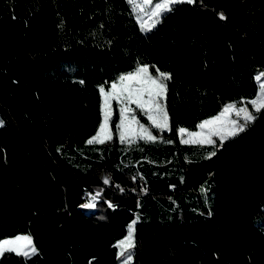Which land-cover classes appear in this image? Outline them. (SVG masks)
<instances>
[{
  "label": "trees",
  "instance_id": "obj_1",
  "mask_svg": "<svg viewBox=\"0 0 264 264\" xmlns=\"http://www.w3.org/2000/svg\"><path fill=\"white\" fill-rule=\"evenodd\" d=\"M171 9L142 32L138 11L107 0H0V239L28 233L37 249L0 264H145L147 240L166 249L165 262L186 248L198 264H264V108L213 144L184 143L177 131L257 95L264 0ZM142 66L170 74L168 129L139 113L154 141L121 142L112 120L102 144L78 141L76 130L53 142L55 129L16 115L44 111L30 103L35 81L97 88ZM134 220L132 247L120 246Z\"/></svg>",
  "mask_w": 264,
  "mask_h": 264
},
{
  "label": "rangeland",
  "instance_id": "obj_2",
  "mask_svg": "<svg viewBox=\"0 0 264 264\" xmlns=\"http://www.w3.org/2000/svg\"><path fill=\"white\" fill-rule=\"evenodd\" d=\"M107 1L114 8L121 11H138L137 17H142L143 23L145 24H149L152 22V19H156V17H152L150 19L149 14L157 3L164 2V0H150V3H144V0H136L137 3L144 4V7L140 10H134L133 6L128 3V0ZM138 20L141 24L142 21L140 19ZM141 31L146 32L142 29ZM139 68L141 67L134 68L124 75H127L129 73L135 74ZM261 74H264V71L257 70L255 73V79L257 76H260V79H256L258 84V92L253 99L258 98L261 91L260 85L264 84V75ZM148 77H151L152 79L163 80V82L165 83V79L160 77V73L152 74L148 71V69L147 74H142L137 80L124 81L123 83H121L120 79L118 78L110 82V84L108 85H100L97 88L89 85L73 83L71 81H35L34 86L30 92V103L33 107L44 108V111L32 112L25 107L17 111L16 115L21 121V123L30 129L43 132L48 131L50 129H55L57 132L51 136L53 142L62 141L64 138L69 136L73 130L80 132L82 131L77 140L89 141L92 137L97 135L98 129L101 125L103 118L102 109L104 98L101 95L99 89L100 87H103L105 93H112L114 91L112 89V84L115 83L117 86L115 91L122 92V95L120 96V100L113 98L110 101L109 111L111 114V118L109 120L108 127L111 133L112 120H114V124L117 126L118 124H120L122 119L121 109H130V111L125 114L127 116V120L125 121V127L123 130L126 133L127 139L123 142L126 144H131L135 138L140 139L143 135L141 131V126L147 129V124L145 122H141V117L139 116V113H141V115L146 116V118L148 119V115L146 113L147 110L152 107V105L146 103L144 109H141L137 106L136 103H128V101L125 100L124 97L128 95L129 91H131L133 100H135L139 96L142 101H148L149 90L153 87L149 83L147 79ZM136 89H141L142 91L140 93H137ZM251 100L242 102H228L216 114L201 119L196 124L195 128H180L187 129L188 132L191 133H200L201 137H205L208 136L210 131L216 130H218L221 134H227V132L233 130L235 127V125L232 124L233 121L236 122V125L243 124L245 127L249 121H244L243 114L237 116L236 110L241 107H245L247 108L248 112L253 115L252 109H254V107L249 103V101ZM120 101H123V103H121ZM161 103L163 105L162 98ZM228 105H235L236 110H231L221 116V114L224 112L225 107ZM152 114L154 116L156 115L154 110ZM217 116H221V119L216 124L207 126L203 130L198 127V125L202 121H206ZM133 117H135V121H133ZM0 121H3L1 117ZM148 122L152 124L149 119ZM117 134L118 139L120 140L118 129ZM151 134L154 136L153 133ZM179 137L182 141L188 139L187 134H184L183 136L179 134ZM211 139L214 141L220 139V136L212 135ZM257 223L263 224L264 227V217L259 219ZM135 229L139 230L140 227L136 226ZM18 236L30 235L28 233H18L13 236L4 237L0 240H12ZM25 243L26 241H20L16 245H14V247L23 248ZM168 254L169 253L166 251V249L158 246L151 240H147L146 250L142 258L145 264H180L182 259H184V261H187L189 259V264H198L197 258L193 256L186 248L179 249L176 258L172 262L164 261L165 258L168 257ZM205 264H208V260L207 262H205Z\"/></svg>",
  "mask_w": 264,
  "mask_h": 264
},
{
  "label": "snow or ice",
  "instance_id": "obj_3",
  "mask_svg": "<svg viewBox=\"0 0 264 264\" xmlns=\"http://www.w3.org/2000/svg\"><path fill=\"white\" fill-rule=\"evenodd\" d=\"M194 2H195V0H164L163 3H157L149 14L150 19L152 17H156V19H152L151 23H149V24L143 23V18L138 16V19H140L142 21L141 22V29L146 31V30L154 27L155 24L159 22V16L162 12H167V11L172 10L171 5H175V4H179V3L192 4ZM128 3L133 6L134 10H140L144 7V4L137 3L136 0H128ZM144 3H150V0H144ZM221 18H224L223 14H221ZM142 74H144V75L147 74V66H143V67L139 68L135 74L129 73L127 75H122L119 79H120L121 83H123L124 81L137 80ZM261 75H264V74H261ZM160 77H162L163 79H170V74L160 73ZM147 79H148L149 83L153 86L149 90V93H148L149 100L148 101H142V99H140L139 96L135 100H133L131 91L128 92V95L125 96L124 99L127 100L128 103H136L137 106L140 107L141 109H144L146 103L151 104L152 107L149 108L147 110V113H146L148 115V119L152 122V125H154L156 128L160 129L161 132H163L164 130L168 129V127H169L167 110L161 103V98L165 97V95H166L167 86L163 82V80L152 79L151 77H148ZM256 79L259 80L260 76H257ZM116 87L117 86L115 83L112 84V89L114 90L112 93H105L103 87H100V89H99L101 95L104 98L103 109H102L103 118H102L101 125L98 129L97 135L92 137L88 141L89 144H92V143H101L102 144L105 142V140H111L112 139V135H111L109 127H108L109 120L111 118V114L109 111L110 101L113 98L120 100V96L122 95V92H116L115 91ZM260 89H261V91H260L258 98L249 101V103L254 107V109L257 112H259L262 108H264V84L260 85ZM141 91H142L141 89H136L137 93H140ZM120 102L123 103V101H120ZM153 110L156 113L155 116L152 114ZM231 110H236L235 105L226 106L224 109V112L221 114V116L226 114L227 112H229ZM128 111H130V109H128V108H122L121 109L122 119H121L120 124L117 125V129L119 131V137H120L121 142H123L127 139L126 133L123 129L125 127V121L127 120V116L125 114ZM236 114H237V116H240L241 114H243V118H244L245 122L254 119V116L250 112H248L247 108H245V107H241L238 110H236ZM221 116L213 117L209 120L202 121L198 125V127L203 130L207 126L214 125L218 121H220ZM132 119H133V121H135V117H133ZM232 124L235 125V127L233 130H230L229 132H227V134H221L218 130H216V131H210L208 136H205V137H201L200 133L188 132V130L184 129V128H179L177 131H178V134H180L181 136H183L184 134H187L188 139L183 140L184 143L213 144V143H215V141H213L211 139L212 135H219L221 141H223V140L227 139L229 136H233V135L237 134L239 131H243V129H244L243 124L236 125L235 121H233ZM2 125H3V121H0V126H2ZM141 131L143 133V135L141 136L142 139H146L148 141H154L157 139V137L153 136L143 126H141ZM214 154H215L214 152L209 153V157L214 155ZM105 182L107 183L108 181L106 180ZM145 191H146V189H145ZM83 207L91 208V207H94V205L89 203L87 205H83ZM137 220H138V218H137ZM137 220L132 221L131 224L129 225L128 236L125 238L124 241L119 242L120 246L127 244L128 247H132V243H131L132 242V236H133V233L135 230V224L137 223ZM20 241H26L23 248L14 247V245H16ZM8 252H14L16 255H22V256L27 258V257H30L31 255L36 254L37 249H36L35 245L33 244L31 236H18L12 240H0V256L4 255L5 253H8ZM121 254H123V253H121ZM125 264H127V261H125Z\"/></svg>",
  "mask_w": 264,
  "mask_h": 264
},
{
  "label": "water",
  "instance_id": "obj_4",
  "mask_svg": "<svg viewBox=\"0 0 264 264\" xmlns=\"http://www.w3.org/2000/svg\"><path fill=\"white\" fill-rule=\"evenodd\" d=\"M106 180L108 181L107 183L105 182ZM101 181H102L104 184H106V185H111V184H112L111 179H110L109 177H107L105 174L102 175V177H101Z\"/></svg>",
  "mask_w": 264,
  "mask_h": 264
},
{
  "label": "built area",
  "instance_id": "obj_5",
  "mask_svg": "<svg viewBox=\"0 0 264 264\" xmlns=\"http://www.w3.org/2000/svg\"><path fill=\"white\" fill-rule=\"evenodd\" d=\"M93 199H94V198L92 197V198H91V201H92Z\"/></svg>",
  "mask_w": 264,
  "mask_h": 264
},
{
  "label": "crops",
  "instance_id": "obj_6",
  "mask_svg": "<svg viewBox=\"0 0 264 264\" xmlns=\"http://www.w3.org/2000/svg\"><path fill=\"white\" fill-rule=\"evenodd\" d=\"M127 12H129V11H127ZM79 141V140H78Z\"/></svg>",
  "mask_w": 264,
  "mask_h": 264
}]
</instances>
